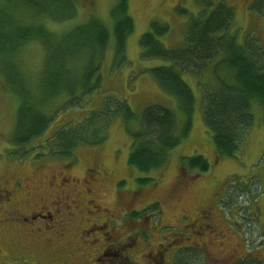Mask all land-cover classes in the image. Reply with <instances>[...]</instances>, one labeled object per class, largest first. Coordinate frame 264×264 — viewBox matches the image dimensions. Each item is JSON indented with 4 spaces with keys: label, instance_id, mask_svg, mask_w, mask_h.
<instances>
[{
    "label": "rangeland",
    "instance_id": "374dc122",
    "mask_svg": "<svg viewBox=\"0 0 264 264\" xmlns=\"http://www.w3.org/2000/svg\"><path fill=\"white\" fill-rule=\"evenodd\" d=\"M206 1L210 4L207 5ZM206 1L129 0L135 31L128 39L126 53L117 54L112 32L101 63L98 90L86 98L80 108L67 107L61 114L58 113L63 104L56 103L51 109L52 114L57 113L56 118L45 136L35 142L34 148L30 146L18 150L10 143L15 132L19 98L0 71V171L15 170L17 176L23 178V187L15 193L22 208L41 204L44 198V203H52L54 208L57 203L58 208L75 210L72 230L61 240L55 237V241L62 245L60 249L70 247L65 252H59L55 244L54 261L65 258L70 264H94L96 251H100L105 246V239L112 236L113 244L131 245L128 250L132 252L133 248V260L139 264L145 263L146 256L157 250L164 251L165 264H173L174 257L177 258L183 251L197 252L200 256L197 259L199 264H264L262 106L257 103L252 106L253 125L247 132L241 151L234 158L221 157L203 120L204 102L200 87V82L216 85L217 81L211 71L204 77L181 72L183 80L196 98L193 126L188 137L170 152L167 165L160 171L141 174L128 164L132 138L127 126L129 129H139L142 114L147 107L162 105L173 109L178 116L179 129L186 120L179 110L177 100L165 93L148 71L154 67L170 65L171 62L143 58L140 39L151 30L154 21H160L169 25V32L160 37L165 46L172 50L182 47L190 21L210 15L219 0ZM224 1L234 10L229 33L235 34L241 45L253 40L264 52V0H257L253 4L251 0ZM117 2L77 0V14L73 19L61 23L49 19L45 23L50 30L63 34L97 18L106 22L112 31L110 13ZM19 58L21 73L29 87L38 88L45 59L41 43L35 41L24 46ZM219 74L221 78L231 79L230 73L224 68ZM118 99L128 103L136 116L131 121L134 123L127 124L123 115L112 114L106 127L105 141L91 145L81 143L73 159L51 157L48 151L41 150L58 130L84 122L103 104L109 103L111 111H115ZM99 123L104 122L101 120ZM197 154L204 156L209 163L207 172L183 168V158L186 160ZM93 167L98 168V175L89 172ZM2 175L3 180L8 179L7 172ZM145 177H151L153 181L139 183V179ZM28 187L31 190L38 189V195L28 198ZM90 199L95 201L91 203ZM2 200L5 199L0 200V220L7 216V207ZM152 204L159 205V211L153 213L150 210L142 215ZM207 207L211 208L213 221L201 231L196 226V223L201 224V220L194 224L198 216L196 212ZM135 210L141 214L140 218H127ZM94 221L104 224V227L86 232L83 236L85 244H81L73 234L74 228L80 225L82 231H88ZM13 224L11 220L10 224L6 222L4 228L0 229L2 248L7 253L16 249L20 253H36L33 245H16L18 236L22 238V227L20 223L19 229L13 227ZM68 241L72 244L65 245ZM73 250L75 253L71 254ZM39 251L44 258L43 262H46L49 257L47 250L41 248ZM175 261L177 264H189L186 258L179 257ZM25 263L23 256H8L5 262ZM100 264H114V261L111 257L101 258Z\"/></svg>",
    "mask_w": 264,
    "mask_h": 264
},
{
    "label": "trees",
    "instance_id": "16d2710c",
    "mask_svg": "<svg viewBox=\"0 0 264 264\" xmlns=\"http://www.w3.org/2000/svg\"><path fill=\"white\" fill-rule=\"evenodd\" d=\"M77 7V0H0V71L19 98L15 132L10 141L18 150L33 147L45 136L56 118L57 113H51L56 103L63 104L58 113L61 114L67 107L80 108L85 99L98 90L101 63L112 32L117 54L126 53L128 39L135 31L129 0H118L112 8V31L106 22L97 18L63 34L48 28L45 22L49 19L55 23L73 19ZM233 20L232 6L219 0L210 15L190 21L186 41L178 49H169L160 40L169 32V25L164 22L154 21L151 30L141 37L143 58L171 62L148 71L161 89L177 100L186 118L179 129L178 116L173 109L153 105L144 110L139 129L127 126L132 138L128 164L141 174L162 170L170 152L192 129L196 98L181 72L204 77L211 71L217 81L216 85L200 82V87L203 120L219 156L234 158L241 151L253 125V104L263 107L264 123V52L253 40L239 44L229 33ZM35 41L41 43L45 59L38 88L31 89L21 73L19 56L24 46ZM223 68L230 73L231 79L220 77ZM116 106L117 109L111 111L109 103L103 104L84 122L64 126L41 150L48 151L51 157L73 159L81 143L101 144L105 141L112 114L123 115L127 124L136 119L126 101L118 99ZM101 120L104 123L99 125ZM182 166L199 172L209 169L206 158L199 154L186 160L184 157ZM152 181L151 177L139 179L141 184ZM150 210L157 213L159 205H150L142 215ZM140 215L135 210L127 218L138 219ZM179 257L186 258L189 264H199L197 252L183 251Z\"/></svg>",
    "mask_w": 264,
    "mask_h": 264
},
{
    "label": "flooded vegetation",
    "instance_id": "af4514ba",
    "mask_svg": "<svg viewBox=\"0 0 264 264\" xmlns=\"http://www.w3.org/2000/svg\"><path fill=\"white\" fill-rule=\"evenodd\" d=\"M256 0H251V4L255 3ZM14 169L15 166H13ZM98 168L93 167L91 170H89L90 173H94L98 175ZM7 172L8 174V179L3 180V173ZM95 175V176H96ZM58 177V175H56ZM56 178V177H55ZM0 200L4 201L6 207H7V216L0 220V229H3L5 226L6 222H9L12 220L14 222L15 228L19 229V223L21 224V234L22 238L18 236L17 239V246L23 247L24 243H28L30 245L35 246L36 253H20L16 250H14L11 253H7L4 248H2V245L0 243V259L2 261L0 264H5L6 259L8 256H23L26 259L25 264H70L67 262L68 259L61 258L58 259L59 261H54L53 256L56 248H54V245H57V250L59 252H65V250H68V248L65 249H60L62 245H59L57 241H55V237H59L58 239L61 240L63 239L69 231L72 230L73 224L72 221L76 217L75 215V210L74 209H68L66 210L65 208H58L57 203L56 208L52 207L51 205H47L44 203L45 199H42V203H35L34 205H30L28 209H24L21 207L20 202L17 199V196H15L16 191L23 187V178H19L16 174L15 170H2L0 171ZM29 188V187H28ZM39 190L36 189L31 190L29 188L27 194L28 198L30 196H35L38 195ZM60 191V190H59ZM89 192L91 189L88 190ZM65 195V194H63ZM67 196V195H65ZM57 198H60L59 196ZM95 201L94 199H90L89 202ZM57 202V201H56ZM74 204L76 202L73 200ZM41 205V207H38ZM9 206L11 209H8ZM3 207V206H1ZM197 218L194 221V224L196 221L201 220V224H197V227H200V230L203 231L205 230L206 227H209L211 225V222L213 221L212 219V212L211 208H200L196 212ZM87 217V216H86ZM85 219V217H84ZM86 220V219H85ZM87 221H89L87 217ZM96 221L93 222V224L89 227L88 231L81 230L83 229L80 225H77L74 228V233L76 240L81 241V244H85L83 240V236L88 233L91 229L100 227V230L104 227V224H98L95 223ZM115 224H117V221H115ZM113 224V225H115ZM106 227V226H105ZM108 227H111L110 224H108ZM112 228V227H111ZM111 233V230H108ZM101 232V231H100ZM1 234V230H0ZM99 234V233H98ZM134 237V236H133ZM96 240L97 235L95 236ZM113 237L111 236L110 238L105 239V246L102 247V249L99 251L97 250L96 254L94 255L93 262L94 264H100V259L101 258H107L111 257L113 258L114 264H139L138 262H135L133 260V248L131 249L132 252L128 250V248L131 245H122V244H113L111 241ZM1 239V238H0ZM96 240L94 244L96 243ZM131 241H133V238H130ZM72 244L71 241H68L65 243V245H70ZM45 249L47 250L49 257L44 261V258L40 256V249ZM75 253V250L71 251L70 253L72 254ZM164 251L162 250H157V252L149 253L146 256L145 263L142 264H165V256H164ZM39 253V257L37 254ZM151 254V255H150ZM152 256V257H151ZM175 258L173 259V264L175 263Z\"/></svg>",
    "mask_w": 264,
    "mask_h": 264
},
{
    "label": "bare ground",
    "instance_id": "6f19581e",
    "mask_svg": "<svg viewBox=\"0 0 264 264\" xmlns=\"http://www.w3.org/2000/svg\"><path fill=\"white\" fill-rule=\"evenodd\" d=\"M235 35V34H234Z\"/></svg>",
    "mask_w": 264,
    "mask_h": 264
}]
</instances>
